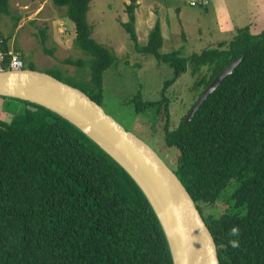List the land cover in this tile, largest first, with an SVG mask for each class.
<instances>
[{
  "label": "trees",
  "instance_id": "obj_1",
  "mask_svg": "<svg viewBox=\"0 0 264 264\" xmlns=\"http://www.w3.org/2000/svg\"><path fill=\"white\" fill-rule=\"evenodd\" d=\"M53 1L66 8L76 45L92 58L86 84L51 74L101 104L105 72L118 56L93 36L88 18L93 0ZM136 8L137 0H131L129 20L123 25L137 50L170 63L176 76L166 82L162 100L139 102L135 96L133 101L138 111L165 106V141L174 156L169 166L211 229L221 264H264V31L254 34L250 25L239 28L230 41L184 57L179 51H161L160 21L147 44L141 45ZM9 13L10 0H0V22ZM45 42L43 32L42 44L52 54ZM242 55L233 74L191 122L185 123V117L170 129L166 92L176 79L190 66L193 75L204 72L203 92ZM0 97L15 112L10 121L0 120V264H175L152 204L112 155L53 110ZM232 186L233 207L221 214L207 213L205 207L217 204ZM233 228L239 229L235 236Z\"/></svg>",
  "mask_w": 264,
  "mask_h": 264
},
{
  "label": "rangeland",
  "instance_id": "obj_2",
  "mask_svg": "<svg viewBox=\"0 0 264 264\" xmlns=\"http://www.w3.org/2000/svg\"><path fill=\"white\" fill-rule=\"evenodd\" d=\"M193 1L198 4L192 5ZM200 1L137 0L136 29L141 45L147 44L158 21L164 36L161 51H179L184 57L230 41L239 28L250 25L254 34L264 31V0H207L208 5ZM130 3L131 0H93L88 13L94 26L93 36L118 56V61L105 72L101 105L153 146L172 167L170 161L174 162V156L165 141V106L160 111L152 107L138 111L133 99L138 96L139 102L162 100L166 82L176 76L175 68L137 50L123 25L129 20ZM0 31L21 53L26 66L32 64L38 71L58 73L80 85L90 82L92 57L78 48L66 8L57 6L53 0H10V13L2 15ZM43 32L46 48L52 54L42 44ZM81 59L87 60L83 66L77 64ZM203 73L193 75L190 66L167 89L170 129L181 123L199 98ZM5 102L0 97V120L10 121L15 112ZM234 189L229 187L217 204L206 206L207 213L221 214L232 208Z\"/></svg>",
  "mask_w": 264,
  "mask_h": 264
},
{
  "label": "water",
  "instance_id": "obj_3",
  "mask_svg": "<svg viewBox=\"0 0 264 264\" xmlns=\"http://www.w3.org/2000/svg\"><path fill=\"white\" fill-rule=\"evenodd\" d=\"M235 59L202 92L186 116L197 111L235 71ZM0 96L43 105L82 129L136 180L156 211L175 264H221L214 235L189 190L159 152L128 130L80 88L36 69L0 72Z\"/></svg>",
  "mask_w": 264,
  "mask_h": 264
},
{
  "label": "built area",
  "instance_id": "obj_4",
  "mask_svg": "<svg viewBox=\"0 0 264 264\" xmlns=\"http://www.w3.org/2000/svg\"><path fill=\"white\" fill-rule=\"evenodd\" d=\"M204 5H208L209 1H200ZM198 3L193 1L192 5H197ZM26 65L21 56L13 45H10L4 37H0V72L7 70H22L25 69Z\"/></svg>",
  "mask_w": 264,
  "mask_h": 264
},
{
  "label": "clouds",
  "instance_id": "obj_5",
  "mask_svg": "<svg viewBox=\"0 0 264 264\" xmlns=\"http://www.w3.org/2000/svg\"><path fill=\"white\" fill-rule=\"evenodd\" d=\"M239 233V229L238 228H233L232 229V235H237ZM231 244H232V246L233 247H237L238 246V241H236V240H233V241H231Z\"/></svg>",
  "mask_w": 264,
  "mask_h": 264
}]
</instances>
